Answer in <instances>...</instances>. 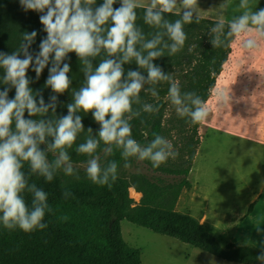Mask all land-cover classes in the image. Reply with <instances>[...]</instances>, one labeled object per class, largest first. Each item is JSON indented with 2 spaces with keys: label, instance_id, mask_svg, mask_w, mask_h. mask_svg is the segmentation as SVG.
Wrapping results in <instances>:
<instances>
[{
  "label": "trees",
  "instance_id": "16d2710c",
  "mask_svg": "<svg viewBox=\"0 0 264 264\" xmlns=\"http://www.w3.org/2000/svg\"><path fill=\"white\" fill-rule=\"evenodd\" d=\"M237 33L231 21L112 0H0V133L30 135L48 119L45 142L68 162L107 154L62 170L55 156L0 143V264H141L125 219L264 264V249L222 246L176 209ZM138 152L151 175H126Z\"/></svg>",
  "mask_w": 264,
  "mask_h": 264
},
{
  "label": "rangeland",
  "instance_id": "374dc122",
  "mask_svg": "<svg viewBox=\"0 0 264 264\" xmlns=\"http://www.w3.org/2000/svg\"><path fill=\"white\" fill-rule=\"evenodd\" d=\"M133 1L221 18L238 23L241 30L264 29V0ZM28 5L26 3V7ZM259 42L251 51H234L224 65L204 105L199 128L201 144L189 174L192 187L183 190L176 206L178 211L197 219L204 218L205 212L208 216L206 227L222 246L251 244L264 249V51H260L264 46ZM37 80L32 81L33 86ZM50 128L51 122L47 119L30 135L3 132L0 143L15 148L32 146L45 156H55L62 170L71 167L94 169L106 160L107 154L102 153L88 162H68L46 144L45 135ZM124 171L126 175L152 174L142 162L140 152L132 164L124 166ZM167 179L177 181L180 178L167 176ZM130 194L132 196L131 190ZM133 198L136 202L140 200ZM252 203L255 211L250 216ZM121 228L124 239L141 249V264H242L218 258L126 219L122 220Z\"/></svg>",
  "mask_w": 264,
  "mask_h": 264
},
{
  "label": "crops",
  "instance_id": "0c3cea01",
  "mask_svg": "<svg viewBox=\"0 0 264 264\" xmlns=\"http://www.w3.org/2000/svg\"><path fill=\"white\" fill-rule=\"evenodd\" d=\"M112 1L129 3V4L145 6V7L155 8V9L169 10V11H173V12H180V11H177V10L168 9V8L163 7L161 5H157V4H141V3H137V2H135L133 0H112ZM180 13L194 15V16H200V17H205V16H201V15H198V14L185 13V12H182V11ZM206 18H211V17H206ZM212 19H216V18H212ZM219 20H224V19L220 18ZM235 24L238 27V33H237V36H236L235 40L232 43V52H231L230 56H232V53L234 51L235 52L236 51H247V50L251 51V49H253L252 46L256 45V42H259V41H260L259 44L264 46V29H259V30H256V29H251V30L247 29L246 30V29H244V30H241L240 27L238 26V23H235ZM260 51L261 52L264 51V48H261ZM254 211H255V209H253V211H251V213L249 215L250 216L253 215ZM203 215H204V218H199V220L206 226L208 216H207V214L205 212H204Z\"/></svg>",
  "mask_w": 264,
  "mask_h": 264
}]
</instances>
